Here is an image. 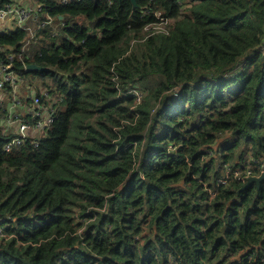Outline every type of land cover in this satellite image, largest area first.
I'll return each instance as SVG.
<instances>
[{
	"label": "trees",
	"instance_id": "1",
	"mask_svg": "<svg viewBox=\"0 0 264 264\" xmlns=\"http://www.w3.org/2000/svg\"><path fill=\"white\" fill-rule=\"evenodd\" d=\"M40 1L67 25L28 78L65 99L38 147L0 132V264H244L264 182L217 179L264 162V0Z\"/></svg>",
	"mask_w": 264,
	"mask_h": 264
},
{
	"label": "built area",
	"instance_id": "2",
	"mask_svg": "<svg viewBox=\"0 0 264 264\" xmlns=\"http://www.w3.org/2000/svg\"><path fill=\"white\" fill-rule=\"evenodd\" d=\"M72 1L60 0V4ZM111 3V1L109 2ZM47 3L40 0H8L0 7V31H26V38L20 45L0 46V132L9 138L4 144L6 152H12L21 145L32 142L38 147L41 140L50 131L65 96L51 87L35 86L28 78L27 66L34 63L36 56H42L39 49L44 42L56 39L67 25L63 16L56 17ZM156 21L145 26L148 35L168 34L169 20L160 10L153 12ZM8 24L4 27L3 23ZM264 53V48H263ZM135 96L137 102L143 97V91L132 88L127 91ZM209 156H215L216 150L207 149ZM260 166L255 173L251 168L241 171L225 166V174L217 179L218 184H227V180L234 178L246 182L252 176H260L264 172V162L255 160ZM0 218V240H8L7 224ZM68 256V253L65 255ZM244 264H264V240L250 247L240 257Z\"/></svg>",
	"mask_w": 264,
	"mask_h": 264
},
{
	"label": "water",
	"instance_id": "3",
	"mask_svg": "<svg viewBox=\"0 0 264 264\" xmlns=\"http://www.w3.org/2000/svg\"><path fill=\"white\" fill-rule=\"evenodd\" d=\"M130 1L134 4V6H137L136 0H130ZM27 69L29 72L49 70L48 67L42 66V65H39L36 63H30L27 66ZM262 182H264V172L260 176H252V177L248 178L247 182L241 187V189L238 191V193H240L241 191H244L245 189L250 187L252 184H256L257 187H259Z\"/></svg>",
	"mask_w": 264,
	"mask_h": 264
},
{
	"label": "crops",
	"instance_id": "4",
	"mask_svg": "<svg viewBox=\"0 0 264 264\" xmlns=\"http://www.w3.org/2000/svg\"><path fill=\"white\" fill-rule=\"evenodd\" d=\"M16 1H22V0H16ZM7 25V22L3 23V26L5 27Z\"/></svg>",
	"mask_w": 264,
	"mask_h": 264
},
{
	"label": "rangeland",
	"instance_id": "5",
	"mask_svg": "<svg viewBox=\"0 0 264 264\" xmlns=\"http://www.w3.org/2000/svg\"><path fill=\"white\" fill-rule=\"evenodd\" d=\"M8 24V23H7ZM1 28V27H0ZM1 29H5V28H1Z\"/></svg>",
	"mask_w": 264,
	"mask_h": 264
},
{
	"label": "bare ground",
	"instance_id": "6",
	"mask_svg": "<svg viewBox=\"0 0 264 264\" xmlns=\"http://www.w3.org/2000/svg\"><path fill=\"white\" fill-rule=\"evenodd\" d=\"M8 233V232H7Z\"/></svg>",
	"mask_w": 264,
	"mask_h": 264
}]
</instances>
